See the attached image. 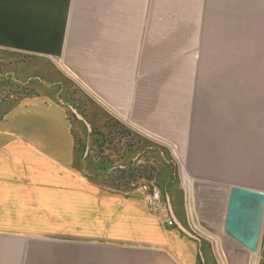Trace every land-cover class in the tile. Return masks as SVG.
Here are the masks:
<instances>
[{
	"label": "crops",
	"instance_id": "1",
	"mask_svg": "<svg viewBox=\"0 0 264 264\" xmlns=\"http://www.w3.org/2000/svg\"><path fill=\"white\" fill-rule=\"evenodd\" d=\"M0 49L40 60L45 88L62 87L64 78L78 83L98 133L108 113L131 111L147 69L155 75L173 65L179 51L186 68L185 177L177 189L173 158L161 151L169 187L158 212L141 182L153 178L152 147L135 154L139 187L124 191L116 173L98 169L95 151L78 155L84 174L51 161L34 134L75 145L64 103L22 95L0 121V264H264V218L255 253L224 231L230 189L264 191V0H0ZM29 80L10 84L33 90ZM53 120L65 130L41 126ZM140 132L143 143H155ZM178 194L201 198V241L177 228L167 195L190 227Z\"/></svg>",
	"mask_w": 264,
	"mask_h": 264
},
{
	"label": "rangeland",
	"instance_id": "2",
	"mask_svg": "<svg viewBox=\"0 0 264 264\" xmlns=\"http://www.w3.org/2000/svg\"><path fill=\"white\" fill-rule=\"evenodd\" d=\"M168 54V52H164V56ZM40 62L41 61L36 58L0 49V69L7 73L4 80H8L9 83H17L19 81L30 79V84L33 86L32 91H34L35 94H50L52 97H48H50V99L59 107L63 106L61 103L63 102L68 119H70L73 125V131L79 139V142L82 145L87 146V154H89V142L91 138L89 133L93 130L94 126L90 123L92 127V130L90 131L85 123L73 116L70 106H77L79 109L76 108L80 113L84 116L86 114L90 117L87 112L92 108V100L85 94L84 90H82L78 83L67 78L63 79L62 87L45 88L44 81L48 82V80L44 79L41 75V71H39V69H41V66L38 65ZM182 63L185 64V53L179 51L178 61L173 62V65H164L159 72L156 71L155 75L150 74L148 71L149 69H147L144 80L139 81L136 104L131 108V111L128 114L120 113V110L117 108L115 112L112 111L107 114V122H110V127L106 128V134L108 135L109 142L105 147V152L103 154L100 153L99 157H101V163L111 159L109 167H112L113 163H115L116 166H120L121 164L132 162L138 150L143 148V146L139 144L140 142H137L139 134L143 135L140 131L149 132L153 134V137L155 136L156 139L154 140L153 138V140L160 148H157L156 152L151 151L150 153H146L155 158L151 159L152 162L150 164V174L153 178L146 180V182L141 181L142 184L147 185V191L154 184H157L161 191H163L164 187H169V185L165 186L166 178L169 175L168 171L166 173L167 175H165L166 178L162 175L163 169L166 166L164 158L160 156L161 151L163 152L164 157L166 156L168 159L173 158V162L175 163L174 170L177 174L176 178L173 179V183L177 185V189L181 186L180 177L183 174L181 173V133L179 130L182 129L183 124L186 71L185 66L181 65ZM3 90L4 89L0 87V100L4 99V94L5 96L7 95V91L3 92ZM53 117H55V115H53ZM114 119H117L120 123L116 122ZM45 123L42 122L41 126L48 131H53L55 128H57L59 132L65 130L62 122L57 123L53 120L49 124ZM30 130L32 131V134L37 131L35 127H31ZM42 134V132H36L34 134L36 137L33 140L39 148L46 150L47 152L50 151L48 152V156H50L51 161H60L65 164H71L74 169L82 171L84 174L83 168H81V170L77 164L79 160L78 155H82L83 147L81 150L78 149L77 154L74 144L69 146L60 141H58L57 144H50L43 139L41 136ZM71 135L74 136L72 133ZM173 143H177L179 147ZM165 150L168 151L167 154ZM36 152L38 151L36 150ZM37 156L40 155L38 154ZM86 165L89 167L90 164L86 163ZM90 168H88L90 170L89 172L92 170ZM110 168L108 169L109 174H115L114 169ZM104 171H107V169H104ZM182 177L184 179L185 176L183 175ZM104 181L106 180L104 179ZM183 183L186 184V181L183 180ZM178 199H182L179 202H186L189 205L187 220L189 221L190 227L188 228L200 233L202 230L197 222V214L195 210L198 207V200L201 201V198H197L190 194L187 196L183 194L181 196L179 195ZM208 247L209 246L207 245L205 249L207 250Z\"/></svg>",
	"mask_w": 264,
	"mask_h": 264
},
{
	"label": "water",
	"instance_id": "3",
	"mask_svg": "<svg viewBox=\"0 0 264 264\" xmlns=\"http://www.w3.org/2000/svg\"><path fill=\"white\" fill-rule=\"evenodd\" d=\"M78 119L83 121L91 131L92 127L79 110L70 106ZM169 210L176 220L177 228L185 235L201 241V237L184 225L176 216L170 195H167ZM264 218V191L254 188L233 186L230 189L224 231L246 249L257 252L260 248Z\"/></svg>",
	"mask_w": 264,
	"mask_h": 264
},
{
	"label": "trees",
	"instance_id": "4",
	"mask_svg": "<svg viewBox=\"0 0 264 264\" xmlns=\"http://www.w3.org/2000/svg\"><path fill=\"white\" fill-rule=\"evenodd\" d=\"M7 75H5L4 73H2V69H0V87L3 90V92H5L7 90V95L5 96L4 94V99L0 100V121L3 119V117L5 116V114L11 109L13 108L16 103L19 101V99L22 97V95H33L35 94L34 91L32 90H23L21 89L19 86L15 87L14 85H11L9 83L8 80H4L5 77ZM7 97V98H6ZM75 105V104H74ZM77 107V106H76ZM78 108V107H77ZM79 109V108H78ZM73 116L75 118H77L75 116V114L73 113ZM116 122H119L117 119H114ZM83 122V121H82ZM84 123V122H83ZM110 127V122L105 123L104 126V131L102 132H96V130L93 128V130L89 133L90 138V151H95L98 155V157L100 156V153H104L105 152V147L109 142V138L108 135L106 134V128ZM74 133V132H73ZM74 137H75V145L76 148L81 150V148L83 147V154L85 152H87L86 145H82L79 142V139L77 138V136L74 133ZM92 139V140H91ZM143 137L141 135L138 136L137 142L139 144H141V146H143V148L141 150H138V152H143L146 148L148 147H152V148H148L153 150H157V148H160L158 145H156L155 143L152 144H147V143H143ZM90 154H88L89 156ZM99 159H101V157H99ZM101 162V160H100ZM103 165H99L98 169L101 171H104V169H108L111 167H109V164H111V159H108L106 161H103ZM133 161L130 163H124V166L119 167V165L117 167L114 168V173H116V176L114 178V183H118L119 187H121L124 191H127L129 189L130 183L132 180H136V178L140 177V174L136 171L133 170ZM115 163L112 164V166H114ZM87 171V170H86ZM143 174V173H142ZM141 174V175H142ZM88 176H90L88 174Z\"/></svg>",
	"mask_w": 264,
	"mask_h": 264
},
{
	"label": "built area",
	"instance_id": "5",
	"mask_svg": "<svg viewBox=\"0 0 264 264\" xmlns=\"http://www.w3.org/2000/svg\"><path fill=\"white\" fill-rule=\"evenodd\" d=\"M129 187L134 189L139 187L138 180H132ZM146 201L149 207L157 212L166 207L163 200V192L161 191L159 186H157V184H154L149 188V191L146 194ZM168 224L173 226L175 222L173 219H169Z\"/></svg>",
	"mask_w": 264,
	"mask_h": 264
}]
</instances>
